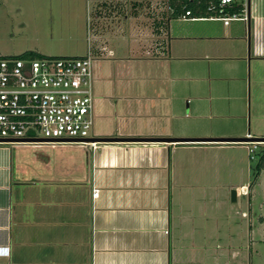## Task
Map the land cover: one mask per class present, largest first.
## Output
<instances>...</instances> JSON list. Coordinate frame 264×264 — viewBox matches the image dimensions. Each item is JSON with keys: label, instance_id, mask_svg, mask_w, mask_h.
<instances>
[{"label": "crops", "instance_id": "obj_1", "mask_svg": "<svg viewBox=\"0 0 264 264\" xmlns=\"http://www.w3.org/2000/svg\"><path fill=\"white\" fill-rule=\"evenodd\" d=\"M248 14L229 26L179 18L175 27L165 24L158 56L146 62L156 76L99 79L93 61L97 125L86 143L0 144V264H196L210 255L211 235L192 225L180 163L172 159L179 148L201 144L179 142L185 132L168 127L175 116L167 90L197 84L180 72L197 67L202 74L203 60L225 62L231 81L239 79L237 61L264 63V0H250ZM90 34L86 52L98 54ZM22 148L39 156L26 159Z\"/></svg>", "mask_w": 264, "mask_h": 264}, {"label": "rangeland", "instance_id": "obj_2", "mask_svg": "<svg viewBox=\"0 0 264 264\" xmlns=\"http://www.w3.org/2000/svg\"><path fill=\"white\" fill-rule=\"evenodd\" d=\"M102 2L105 5L100 8ZM136 2L133 7L134 0H0V57L34 51L46 57L81 58L87 54L91 29L100 48L92 54L96 77L156 76L146 62L157 55L164 1ZM97 7L100 17L93 18ZM169 23L175 27L179 22L171 19ZM102 47L113 50L114 57L106 58ZM129 47L137 53L132 54ZM137 61L141 62L135 68ZM237 62L240 68L234 76L239 79L235 81L225 62L203 60L202 74L197 67L193 73L180 72L187 79L194 76L198 83L188 80L168 88L175 116L168 127L185 132V139L264 138V63ZM118 63H123L121 69H116ZM176 74L171 69V77ZM255 144H190L172 154L180 163L184 208L194 216L191 223L198 233L211 235L207 240L213 257L198 259L196 264H264V143ZM36 152L20 150L26 159L38 157Z\"/></svg>", "mask_w": 264, "mask_h": 264}, {"label": "built area", "instance_id": "obj_3", "mask_svg": "<svg viewBox=\"0 0 264 264\" xmlns=\"http://www.w3.org/2000/svg\"><path fill=\"white\" fill-rule=\"evenodd\" d=\"M163 1L165 16L173 8ZM198 1L205 4L202 17L188 10L179 19L219 21L224 26L248 21L250 0ZM100 52L113 55L105 48ZM92 60L90 51L81 58H1L0 144L86 143L94 119ZM97 195L93 188L92 197Z\"/></svg>", "mask_w": 264, "mask_h": 264}, {"label": "trees", "instance_id": "obj_4", "mask_svg": "<svg viewBox=\"0 0 264 264\" xmlns=\"http://www.w3.org/2000/svg\"><path fill=\"white\" fill-rule=\"evenodd\" d=\"M137 0H134L133 3V7H135L137 5ZM168 4L170 7L173 8L172 13H170L169 11L166 12L165 15V22L164 25L167 24L171 19H178L185 11H190L192 16L194 17H198V16H203V9L205 4L203 3V1H198V0H167ZM104 3H100L99 6H101L100 8L104 7ZM99 7L95 8L94 11H92L91 16L93 18H98L100 17V12H99ZM90 13V12H89ZM1 58H17V59H23V60H28V59H43V58H54V57H46V56H42L40 54H37L35 52L32 51H27L24 52L22 54H20L19 56H6V57H0ZM68 58V57H65ZM57 59V58H56ZM264 167V155L262 158V166L261 168Z\"/></svg>", "mask_w": 264, "mask_h": 264}, {"label": "water", "instance_id": "obj_5", "mask_svg": "<svg viewBox=\"0 0 264 264\" xmlns=\"http://www.w3.org/2000/svg\"><path fill=\"white\" fill-rule=\"evenodd\" d=\"M153 139H139V141H151ZM103 142H115L117 139H102ZM179 142L192 143V144H208V143H264V138H244V139H180ZM232 201H235V192L231 193Z\"/></svg>", "mask_w": 264, "mask_h": 264}]
</instances>
